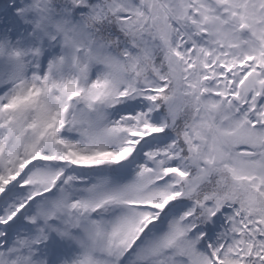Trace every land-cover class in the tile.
Returning <instances> with one entry per match:
<instances>
[{"label":"snow or ice","instance_id":"snow-or-ice-1","mask_svg":"<svg viewBox=\"0 0 264 264\" xmlns=\"http://www.w3.org/2000/svg\"><path fill=\"white\" fill-rule=\"evenodd\" d=\"M0 264H264V0H0Z\"/></svg>","mask_w":264,"mask_h":264}]
</instances>
